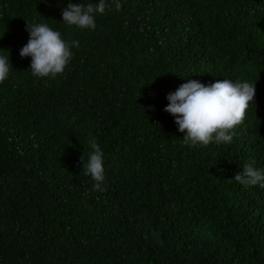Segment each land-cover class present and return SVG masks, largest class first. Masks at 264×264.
<instances>
[{
    "label": "trees",
    "instance_id": "trees-1",
    "mask_svg": "<svg viewBox=\"0 0 264 264\" xmlns=\"http://www.w3.org/2000/svg\"><path fill=\"white\" fill-rule=\"evenodd\" d=\"M115 2L80 30L63 9L98 0H0V264H264V188L234 180L264 170V0ZM28 23L79 42L55 79L19 54ZM222 79L256 83L246 119L184 145L166 97ZM91 138L103 191L82 175Z\"/></svg>",
    "mask_w": 264,
    "mask_h": 264
},
{
    "label": "clouds",
    "instance_id": "clouds-1",
    "mask_svg": "<svg viewBox=\"0 0 264 264\" xmlns=\"http://www.w3.org/2000/svg\"><path fill=\"white\" fill-rule=\"evenodd\" d=\"M109 7L107 0L86 6L69 3L62 11V20L68 27L95 30V15H103ZM121 8V3L116 0L115 9ZM26 30L30 38L19 54L21 58H31V75L37 79H55L62 75L73 58L72 48H78L79 42H66L59 31L46 23H28ZM12 71L8 55H0V84ZM255 93L256 83L222 79L204 85L190 80L168 94L169 104L164 111L175 118L178 131L185 133L183 143L186 146L198 148L213 143H231L236 129L246 119V110L255 103ZM89 145L91 151L87 162L81 157L84 162L82 175L91 177L95 182L94 190L103 191L104 153L95 138L90 139ZM234 180L245 188L256 185L264 188V170L246 163Z\"/></svg>",
    "mask_w": 264,
    "mask_h": 264
}]
</instances>
